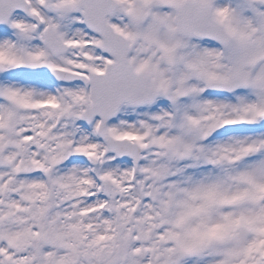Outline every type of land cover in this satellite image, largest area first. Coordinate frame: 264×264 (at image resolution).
<instances>
[{
  "label": "snow or ice",
  "instance_id": "obj_1",
  "mask_svg": "<svg viewBox=\"0 0 264 264\" xmlns=\"http://www.w3.org/2000/svg\"><path fill=\"white\" fill-rule=\"evenodd\" d=\"M0 264H264V0H0Z\"/></svg>",
  "mask_w": 264,
  "mask_h": 264
}]
</instances>
